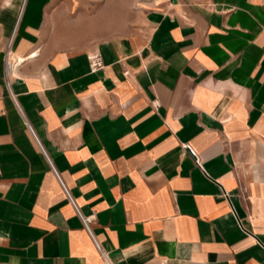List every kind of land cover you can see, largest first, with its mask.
I'll use <instances>...</instances> for the list:
<instances>
[{
    "label": "crops",
    "instance_id": "crops-1",
    "mask_svg": "<svg viewBox=\"0 0 264 264\" xmlns=\"http://www.w3.org/2000/svg\"><path fill=\"white\" fill-rule=\"evenodd\" d=\"M49 1L0 0V264H264V0L56 49Z\"/></svg>",
    "mask_w": 264,
    "mask_h": 264
},
{
    "label": "rangeland",
    "instance_id": "rangeland-1",
    "mask_svg": "<svg viewBox=\"0 0 264 264\" xmlns=\"http://www.w3.org/2000/svg\"><path fill=\"white\" fill-rule=\"evenodd\" d=\"M136 4L137 0H50L44 5L43 20V25L48 27V42L53 49L78 48L104 36L127 33L138 20ZM8 46L2 56L4 74V55L11 52Z\"/></svg>",
    "mask_w": 264,
    "mask_h": 264
},
{
    "label": "built area",
    "instance_id": "built-area-1",
    "mask_svg": "<svg viewBox=\"0 0 264 264\" xmlns=\"http://www.w3.org/2000/svg\"><path fill=\"white\" fill-rule=\"evenodd\" d=\"M7 54H8V51L4 55V59H5V74H7L8 65H9V59H7ZM87 56H88V62H89L90 69H96V68L101 66V64H102L101 57L99 56V54L97 52H90V53L87 54ZM68 197H69V195H68ZM69 199H70V197H69ZM80 219L82 221V224H84L87 227L85 218L80 216Z\"/></svg>",
    "mask_w": 264,
    "mask_h": 264
},
{
    "label": "bare ground",
    "instance_id": "bare-ground-1",
    "mask_svg": "<svg viewBox=\"0 0 264 264\" xmlns=\"http://www.w3.org/2000/svg\"><path fill=\"white\" fill-rule=\"evenodd\" d=\"M31 54H34V53H31ZM30 54V55H31ZM29 55V54H28ZM8 58L7 59H9V65H8V76H10L11 77V75H12V73H13V68H14V64H15V62H16V60L18 61V60H20V58L19 57H15V56H13V54H12V52H10V53H8ZM28 58H30L29 56H28ZM21 64H22V62H21ZM18 65H20L19 63H18ZM17 65V66H18ZM16 68V67H15ZM15 76V75H14Z\"/></svg>",
    "mask_w": 264,
    "mask_h": 264
}]
</instances>
